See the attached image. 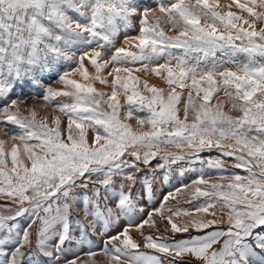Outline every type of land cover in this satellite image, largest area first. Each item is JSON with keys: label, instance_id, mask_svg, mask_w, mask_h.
I'll use <instances>...</instances> for the list:
<instances>
[{"label": "snow or ice", "instance_id": "1", "mask_svg": "<svg viewBox=\"0 0 264 264\" xmlns=\"http://www.w3.org/2000/svg\"><path fill=\"white\" fill-rule=\"evenodd\" d=\"M233 4L238 12L219 0H0V132L18 129L10 149L0 140V264H96L74 252L93 237L107 264H264V0ZM141 71L168 88L133 75ZM29 95L66 127L58 115L38 121ZM228 158L246 174L224 175ZM174 167L197 178L151 207L156 169L168 184ZM178 197L207 200L191 212L169 205ZM218 203L227 228L217 227Z\"/></svg>", "mask_w": 264, "mask_h": 264}, {"label": "rangeland", "instance_id": "2", "mask_svg": "<svg viewBox=\"0 0 264 264\" xmlns=\"http://www.w3.org/2000/svg\"><path fill=\"white\" fill-rule=\"evenodd\" d=\"M219 3L222 5V6H225V5H229L231 4L232 5V8L231 10L232 11H239L235 4H233V0H219ZM219 11H228L229 9L227 7H221L220 9H218ZM246 15V14H245ZM166 31H168L167 27L165 29ZM138 32V26L134 29V30H131L128 32V35L129 36H135ZM170 34H173V33H170ZM124 34L121 33L119 35V37L117 38L116 42H115V47H120L123 45V42H124ZM114 51V48L110 49L108 51V53L106 54L105 58H108V56H110L112 54V52ZM176 51H179V50H176ZM165 60L162 58L159 60V63H164ZM129 67H134V68H140L141 65L140 64H135V65H128ZM111 65L109 66L108 69L105 70V73L104 75H107V72L111 70ZM152 67H154L153 64H149V69H151ZM224 68H229V69H232V70H235V65L232 64V63H225ZM89 72H94V69L91 68V66H89ZM121 75H125L124 73H121ZM133 75H136V76H139L140 80L141 81H147L149 83V85H154L158 88H164V89H167L168 88V85L163 82L160 78L156 77L154 74H152L151 72H134ZM74 78L76 79H80L78 76H75ZM109 81H111L112 77H107ZM47 83L51 84L53 87H60V85H56L53 83L52 80H48ZM95 87L98 89V90H101V91H104L106 92L107 94H111V86H107L105 87L104 85H101L99 83H96L95 84ZM141 91L144 95H149V93L147 92H144V90L141 88ZM177 91L179 92L180 89L177 88ZM185 93L187 92V89L184 90ZM218 98L219 100H226L227 98L224 96L223 94V91H221L219 94H218ZM58 100L60 101H66V102H71V99L68 98V97H58L57 98ZM120 100H121V103L123 104L124 103V97L121 96L120 97ZM186 100V95L184 97V99H182L181 101V104H180V111H179V115L181 117V119L183 118V103L185 102ZM218 100L214 97L213 100L211 101V103L215 104L217 103ZM43 101L42 100H33V98L31 97V95L28 96V99H27V105L31 106L33 104H36L37 105V108H36V111L38 113V116H37V120H41L43 117L47 116L48 119H49V124L51 126V119L53 116H60L61 117V121H62V127H66L67 125V117L64 116L63 114H61L58 110L54 111L53 110V106H49L47 108H41L39 107L40 104H42ZM23 107V106H22ZM228 108L227 106L225 107V111H227ZM122 112H123V109H122ZM233 115H238V113H232ZM25 115H27V113H25ZM135 115H140V116H144L146 115V113H136ZM135 115L133 118H131L128 122L131 123L133 125V128L134 129H138V126L136 125V122H135ZM7 128L9 130V134H5L4 132H0V140H4V141H7V147L10 149L12 144L13 143H18V141H11L10 140V135L11 133L13 132H17L18 129L15 127V126H12V125H7ZM91 136H92V132L89 131V139H91ZM170 151H177V149L175 148H172V149H169ZM202 157L204 158H207L209 156L211 157H216L218 155L217 151L215 149L211 150V151H205L204 153L201 154ZM161 161L159 159L153 161L152 163V169H155V166L156 164L160 163ZM27 163V161H26ZM234 163V160H232L231 158H228L227 159V164L226 166L229 168V171L224 173V175H230L232 172H235V173H238V174H241V175H245L246 173L241 170V169H235V168H232L231 165ZM178 167H182V168H187L188 165L186 164H180ZM196 167H199V165H196ZM145 172H148L150 171V169H144ZM165 169H156V180H155V183H154V200L152 201L151 203V207H159V204L161 202V200L163 199V196L169 192V191H172L173 189L175 188H178L181 186V184H187L189 183L191 180H194L197 178V175L198 173L197 172H188L186 171L185 172V177L183 179L179 178L177 176V168L174 167L172 169V172L170 174V182L168 184H164L163 182V176L165 174ZM211 175L213 177V182H215V177L217 175H219V173H216L214 170L211 172ZM226 183V181H225ZM134 193L136 191V189L133 190ZM207 200V198L205 197H201L199 198L198 200H195L193 201L192 204H189V203H186L182 198L178 197L176 200H170L169 201V205L172 206L173 208H181V209H187L191 212H195V207L205 203ZM0 203H3V201H0ZM222 203V202H220ZM220 203L217 204V207L215 209H213V211H215L217 213V218H222L225 222L224 223H221V224H218L217 227L218 228H227L228 225L226 223V215H223V217H221V207H220ZM225 213L227 212V209H224L223 210ZM197 215H201V216H204V218H212V217H209V216H205V214L203 213H198ZM158 223L160 224V233L159 235H164V236H168L171 238V234L170 233H165L164 232V224L166 223L165 222H160L159 221V218L157 217L156 218ZM175 221L177 223H182V222H186L189 217H185V216H181V217H174ZM120 227H123V223L121 224ZM120 228H117L116 230L112 231L110 233V235H115L117 231H119ZM212 229H208L206 231H211ZM144 231V234L145 235H149V234H157L155 232V229H149L147 226L145 227V229L143 230ZM193 235L195 234H198L196 233L195 231L192 232ZM132 236L134 239H136L138 242L141 243V251H148V252H151L152 250H148V249H144L143 248V237L138 233V232H135L133 231L132 232ZM180 238V234H177L175 236V239H179ZM93 245L92 246H84L83 248L79 249V250H75L74 249V252L76 254H78L80 256V259L82 261H89V260H94L96 262V264H107V258L102 254V251L101 249L103 248V238H98V237H93ZM89 251H93L96 253V255L94 257H89L88 255H86V253H88ZM68 258H72V256L70 255Z\"/></svg>", "mask_w": 264, "mask_h": 264}]
</instances>
